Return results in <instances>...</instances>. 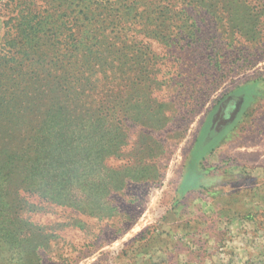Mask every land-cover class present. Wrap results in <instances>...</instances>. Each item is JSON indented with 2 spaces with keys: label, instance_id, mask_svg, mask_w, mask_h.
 I'll return each instance as SVG.
<instances>
[{
  "label": "rangeland",
  "instance_id": "rangeland-1",
  "mask_svg": "<svg viewBox=\"0 0 264 264\" xmlns=\"http://www.w3.org/2000/svg\"><path fill=\"white\" fill-rule=\"evenodd\" d=\"M130 4L0 0V264H264V0Z\"/></svg>",
  "mask_w": 264,
  "mask_h": 264
},
{
  "label": "flooded vegetation",
  "instance_id": "flooded-vegetation-1",
  "mask_svg": "<svg viewBox=\"0 0 264 264\" xmlns=\"http://www.w3.org/2000/svg\"><path fill=\"white\" fill-rule=\"evenodd\" d=\"M238 90L223 96L208 115L198 149L204 147L218 133L236 120L241 111Z\"/></svg>",
  "mask_w": 264,
  "mask_h": 264
},
{
  "label": "trees",
  "instance_id": "trees-1",
  "mask_svg": "<svg viewBox=\"0 0 264 264\" xmlns=\"http://www.w3.org/2000/svg\"><path fill=\"white\" fill-rule=\"evenodd\" d=\"M68 1V0H66ZM136 1V0H93V2L96 4V8H94L96 14L98 16H102L108 13V16H106L109 19H113V18H121L122 16L125 15H131L132 13L137 12V9L135 7H130L132 6L130 3ZM108 6H110L108 8ZM39 8V5H35L33 4L32 6H30L27 10H29L30 13L34 14L35 12H37V9ZM55 121L52 120V124H56V120H60V119H54ZM63 121V118L61 117V122ZM65 125V124H64ZM58 128L59 127H63V122L61 125H55ZM66 127V125H65ZM57 132L60 134H64L63 131H61V129H58ZM55 134V133H54ZM55 136V135H54ZM50 138H53L50 137ZM2 168V166H0V169ZM55 186H51L50 182L45 181H39L38 186L40 188H49L50 189H57V193H59L60 189L63 188L65 186V183H61V182H55L54 183ZM28 240V236H26V234L23 232V236L19 239L20 242L18 241H14L15 243L17 242L18 245H20V243L22 244V242H27ZM30 245V244H29ZM29 245L26 246V248L24 249L25 253L27 254ZM31 249V248H30Z\"/></svg>",
  "mask_w": 264,
  "mask_h": 264
}]
</instances>
